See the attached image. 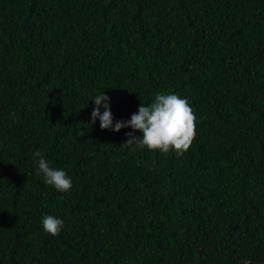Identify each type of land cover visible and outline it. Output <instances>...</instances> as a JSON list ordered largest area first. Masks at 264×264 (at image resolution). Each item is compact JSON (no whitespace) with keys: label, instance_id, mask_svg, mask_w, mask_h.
Segmentation results:
<instances>
[{"label":"trees","instance_id":"obj_1","mask_svg":"<svg viewBox=\"0 0 264 264\" xmlns=\"http://www.w3.org/2000/svg\"><path fill=\"white\" fill-rule=\"evenodd\" d=\"M157 92L194 109L183 156L91 123ZM0 264H264V0H0Z\"/></svg>","mask_w":264,"mask_h":264},{"label":"clouds","instance_id":"obj_2","mask_svg":"<svg viewBox=\"0 0 264 264\" xmlns=\"http://www.w3.org/2000/svg\"><path fill=\"white\" fill-rule=\"evenodd\" d=\"M93 100L96 107L91 113V123L95 124L99 119L102 130L111 129L115 132L131 127L133 131L126 133L128 139L121 147L130 148L132 151L146 147L151 151L158 150L163 153L175 150L179 156H183L197 136V117L194 109L186 99L177 94L157 92L149 106L141 104L130 120L117 121L114 126L110 97L101 93ZM101 106L104 108L103 114L100 111ZM137 131L142 135L136 136ZM33 155L37 158L38 171L48 185L60 192L71 190L73 182L66 171L51 167L39 151ZM63 224L62 219L53 215H45L42 219L43 230L52 236L60 234Z\"/></svg>","mask_w":264,"mask_h":264}]
</instances>
